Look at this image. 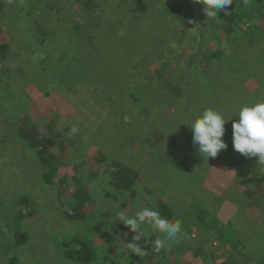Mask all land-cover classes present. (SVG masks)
<instances>
[{
    "label": "rangeland",
    "instance_id": "rangeland-1",
    "mask_svg": "<svg viewBox=\"0 0 264 264\" xmlns=\"http://www.w3.org/2000/svg\"><path fill=\"white\" fill-rule=\"evenodd\" d=\"M188 1L0 0V38L9 45L0 51V264H80L65 253H76L84 242L95 253L90 264L264 261V196L246 198L249 190L264 193L259 158L238 157L228 140L232 131L225 128L227 149L203 159L191 129L181 125L206 108L223 110L227 119L241 105L264 100L262 3L250 18L220 31L219 42L210 47L211 56L220 59L216 64L223 61L228 67L225 85L206 87L211 93L184 88L179 66L191 59L189 47L133 65L140 70L126 72L122 94L110 85L107 70L111 66L113 75L123 74L117 67L132 31L137 39L139 29L147 26L169 43L176 37L184 42L180 32L192 26L187 19H194ZM253 2L233 0L227 9L243 13ZM168 3L181 6L183 20L167 12ZM199 6L203 13L200 9L193 22L212 24L210 31L217 32L213 24L218 16L208 19ZM76 22L82 26L74 34ZM88 31L106 34L107 46L101 41L102 48L90 47ZM97 53L105 62L92 57ZM145 74L153 76L151 85L140 81ZM196 76L199 85L203 78ZM164 78L180 89L161 90ZM135 89L140 97L131 96ZM210 95L214 100L207 99ZM65 99L74 106L70 112L59 104L64 100L67 105ZM150 99L162 102L159 111L166 119L161 126L155 121L157 112L143 114ZM177 109L188 114L174 116ZM72 125L79 134L68 135ZM130 132L137 135L129 137ZM122 139L125 151H120ZM25 197L32 206L19 203ZM153 205L162 216L164 211L170 220L180 219L185 235L156 252L158 234L146 230L147 236L136 243L147 253L136 255L126 247L135 233L119 223L116 213L133 215L140 206ZM26 208L33 209V216L17 220ZM239 235L244 237L238 247L234 237Z\"/></svg>",
    "mask_w": 264,
    "mask_h": 264
},
{
    "label": "trees",
    "instance_id": "trees-1",
    "mask_svg": "<svg viewBox=\"0 0 264 264\" xmlns=\"http://www.w3.org/2000/svg\"><path fill=\"white\" fill-rule=\"evenodd\" d=\"M83 1L84 0H76V3L77 2L80 3ZM88 1L91 2V0H88ZM67 2H70V0H65V3H67ZM261 3L263 6V9H264V1L263 0H254L253 4L251 5V7L248 10L243 9L244 10L243 13H240V11H238V12H236V14H231V13L235 12L234 11L235 8H231L229 10L228 9L221 10V13L218 15V17L220 16L223 21H221V19H219L217 17V19H218L217 22H215L213 24L217 28V32H214V31H210L212 24L211 25L209 24L206 26H204V25L201 26V25L195 24L193 22L195 17L201 16V14H200L201 7L199 6V3H195L194 0L188 1V3H187L188 6L191 7V10H193V12H194L193 13L194 19H190V20L187 19V22L192 24V26L186 27L185 30L182 29L183 31H181L180 33L185 38V40H184V42H182L180 44H179V38L178 37H176L175 40H173L172 42L169 43V39L168 40L164 39L163 35H162V38L157 37L154 34V31L150 29V27L143 26L142 29L139 27L140 33H139L137 39L134 38V36H133L134 31H132L131 35L129 36L130 41L128 43V46L125 48V51H122L123 56L120 57V62L118 63L119 67H117L118 68L117 70L123 74L119 75L117 73L116 75H113L112 72H113L114 67L109 66V68L107 70V74L110 76V78L112 80V83H110V85H113L114 88H117L116 89L117 94H122L126 89L125 87H123V85L124 84L126 85L128 79H129V77L127 78L126 72L127 71H133V70L134 71L140 70V69L136 70V68L134 69L133 65L138 66L139 63L145 62L146 60H148L147 58H152L154 55H157L158 53H163L164 55H169L167 52H173L176 55L177 53H180V51L178 50L179 48H184V47L188 48L189 47V51L190 52L193 51V53L190 54L191 59H189L183 63H180V66H179V68L181 70V75L184 76L181 79H182V81L186 82V84H184V88L199 87L201 89H204L203 91H205V92H202V90L199 89L197 91L200 93H197V94H203L204 95V94L211 93L207 90L206 87H212L214 89H217L218 86H222V83H223V85H225L226 73H227L228 67L226 64H224L223 61H222L223 65H221V66L216 64V62L220 59L213 58V56H211L212 51H211L210 47H212V44L214 42H216V43L219 42L220 31L225 33L226 28H229V27L231 28L232 22H237V21H239V19H242L244 17L250 18L256 12L257 9L259 10V8H261ZM166 7H167V5H166ZM239 7H241V6H239ZM244 7H245V4H244ZM100 10L105 11L108 14V13H110L111 8L110 9H104L103 7H100ZM169 10L172 14H176L178 16L177 17L178 20H183L184 15H182L180 13L181 6L179 4H177V3H170L169 4L168 3L167 12ZM201 12L203 13L202 9H201ZM261 13H262L261 16L264 18V13L263 12H261ZM203 18L206 19V17H203ZM76 23L77 24H76L75 29H74V34L79 33L81 31L80 27L82 26L79 22H76ZM226 25H228V26H226ZM190 31H191V34H190ZM86 35H87L86 36L87 41H89V44H91L90 47L92 45L96 44L99 48H102L101 41L104 43V46H107V43L105 42L106 41L105 40L106 34L102 33V35H97V34H94L93 31H91V32L88 31V33H86ZM91 39L94 42H92ZM6 50H9V45L5 44L4 40H1V38H0V51L5 52ZM92 57L104 61L102 56H100V55L98 56V53L95 55L92 54ZM127 57H129V59L126 62ZM199 60H201V61L206 60L207 65L206 66L202 65V62L200 63ZM193 71L197 76L193 74ZM195 76L203 78V80L200 82L199 85L195 83ZM166 77H169V79H174V78H170L171 76L166 75ZM149 78L151 79V78H153V76L150 74H145L144 76H142L140 81L141 80H143V81L148 80L145 83L151 85ZM169 79L164 78V80H162V79L160 80V83L162 86L161 90L167 91V90L180 89L179 87L174 85L172 82L169 83ZM138 81L139 80H137V82ZM152 84L157 85L155 80L152 81ZM108 89H109V86L106 88L105 91L107 92ZM137 90L138 89L131 90L130 91L132 94L131 96H139L140 97V94L138 92H136ZM182 91H183V89H182ZM165 94L167 96V93H165ZM165 94L163 96H165ZM188 95L193 96L196 94H188ZM224 98H225V100L229 101V98L227 99L225 96H224ZM207 99L208 100H214V95H210ZM65 100L67 101V99H65ZM220 101H222V100H220ZM222 102H224V101H222ZM156 103H158V100H155V99L151 100L149 107L144 109L145 112L143 111V114H144V116H147L148 114L157 112L158 114L155 118V121L157 122V124L159 126H161L164 124L166 116H163L159 111V109H160L159 106H161L162 102H160V104L158 103L159 104L157 106L158 108H156ZM205 103L207 105V100ZM59 104L64 111L70 112L74 109V106L71 103H69L68 101H67V105H65L64 100H62L63 105L61 104V102H59ZM149 109H152V110H149ZM177 110L178 111L175 112L174 116H178L179 113L180 114H188V112L186 110H182V109H177ZM181 111H185V112H181ZM218 111H221L223 113V110H218ZM197 113H198L197 115L202 114V112H197ZM195 117H196V115H195ZM233 118L238 120V117L237 118L233 117ZM167 120H168V118H167ZM190 123H191V121H189L187 124H190ZM108 125L109 124H107V126ZM225 128H228V131H233L232 130V122L231 121L227 122L225 125ZM186 129L190 130V126L187 125ZM190 133H191L190 135L193 134L192 131H190ZM135 135H137V134H133L132 132H130L129 137H132ZM225 139H227V138H225ZM45 140H48V139H44V142H45ZM228 140L231 143V147H233V139H231V140L228 139ZM64 144L67 145V142L65 140H64ZM126 145H127V142L124 139H122V141L119 143L120 151H125L127 149ZM107 146L114 148L113 146H110V145H107ZM109 147L106 149L109 150ZM115 150H117V149L115 148ZM112 153H113V150H111V152L109 154H112ZM238 154H239L238 157L241 156L240 153H238ZM105 156H107V155L105 154ZM241 157H244V156L242 155ZM242 159L243 158H241L240 160H242ZM57 164H59V162ZM125 179L126 178H123V180H125ZM260 185L264 186V181L261 182ZM263 196H264V193L260 192L257 194V192H252V190H249L248 195H246V198L248 199V197H249L251 200H253L255 198H259V197H263ZM30 202H32L31 199L27 198V197L19 200L20 204H24V205L29 204V206L31 205ZM16 204L18 205V203H16ZM26 209L29 213L24 212L22 215L19 214V216H17L18 217L17 220H20L21 218L24 219L26 216H33V214H34L33 209H31V210L28 208H26ZM162 213L164 216L166 215V213L164 211H162ZM1 219L3 221H6L3 216L1 217ZM13 219H14V217H13ZM11 227L14 228L13 225H11ZM244 235H239L238 237H234L235 238L234 244L236 246L239 247L241 240L244 237ZM21 238L23 241H26L27 235L22 234ZM91 246L92 245L84 242L82 248L79 249L78 251H76V253H72V252L67 250L65 253V257H67L68 259H73V258L76 259L77 258L76 260L80 264H90L94 255H95V253L92 251ZM258 264H264V261L259 262Z\"/></svg>",
    "mask_w": 264,
    "mask_h": 264
},
{
    "label": "clouds",
    "instance_id": "clouds-1",
    "mask_svg": "<svg viewBox=\"0 0 264 264\" xmlns=\"http://www.w3.org/2000/svg\"><path fill=\"white\" fill-rule=\"evenodd\" d=\"M203 5L208 19H215L221 10L227 9L233 0H194ZM247 0H245V3ZM225 118V115L216 109L206 108L202 114L196 116L188 125L193 133V144L198 148L203 159L216 158L228 145L223 137L226 134L225 125L232 122L233 148L246 158L258 157L259 168L264 167V100L252 104L241 105L236 111L235 118ZM79 127L72 125L69 136L79 134ZM116 219L124 224L135 235L133 242H127L126 247L136 255L147 252L136 242L145 237V231L158 234L155 240L156 252L169 249L181 236L185 235L180 219L170 220L162 216L155 205L151 207L140 206L133 215L127 210L116 213Z\"/></svg>",
    "mask_w": 264,
    "mask_h": 264
},
{
    "label": "crops",
    "instance_id": "crops-1",
    "mask_svg": "<svg viewBox=\"0 0 264 264\" xmlns=\"http://www.w3.org/2000/svg\"><path fill=\"white\" fill-rule=\"evenodd\" d=\"M206 254H208V253H206ZM183 259V258H182ZM183 263H185V262H183ZM189 263H191L190 261H189Z\"/></svg>",
    "mask_w": 264,
    "mask_h": 264
}]
</instances>
